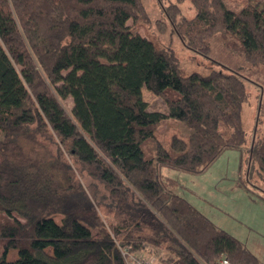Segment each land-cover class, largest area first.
<instances>
[{
  "label": "trees",
  "instance_id": "trees-1",
  "mask_svg": "<svg viewBox=\"0 0 264 264\" xmlns=\"http://www.w3.org/2000/svg\"><path fill=\"white\" fill-rule=\"evenodd\" d=\"M156 1L163 28L221 69L187 72L173 47L136 30L145 0H0V264H128L124 248L161 250L163 264H264L162 172L201 174L243 149L264 181V8L191 0L187 17L185 0ZM247 81L261 90L249 146ZM143 85L167 111L149 109ZM68 97L71 113L60 100ZM169 117L189 134L159 140ZM72 158L108 191L109 227Z\"/></svg>",
  "mask_w": 264,
  "mask_h": 264
},
{
  "label": "rangeland",
  "instance_id": "rangeland-1",
  "mask_svg": "<svg viewBox=\"0 0 264 264\" xmlns=\"http://www.w3.org/2000/svg\"><path fill=\"white\" fill-rule=\"evenodd\" d=\"M226 5L235 11L242 9L249 3L264 8V0H224ZM148 8V17L135 24L136 30L142 35L151 37L158 46L173 47L177 52L180 65L187 72H208L210 69L222 67L204 55L187 48L177 34L163 28L158 21L162 16L161 7L156 0H145ZM183 14L192 17L196 8L191 0L181 3ZM133 24V20L128 22ZM249 98L243 106V122L247 131V145L251 143L258 106L260 103V86L247 81ZM143 98L148 101L150 110L167 111L163 99L146 85L142 87ZM68 113H71L73 100L71 97L61 99ZM259 133H264V114L260 116ZM189 128L176 118H165L157 126V138L168 141L172 134H189ZM3 133L0 130V139ZM146 148L153 147V142ZM75 173L86 190L95 198V204L104 225L116 221L114 209L111 205L108 191L97 179L80 168L78 163L71 159ZM248 154L244 150L231 149L223 152L208 170L201 174H192L186 171L164 167V176L176 180L171 187L175 192L187 198L195 207L209 216L220 228L242 240L264 263V181L256 169L249 168ZM4 214H0V221ZM61 214L53 215L57 222H61ZM6 218V217H5ZM96 233V229H93ZM4 249L0 241V256ZM158 262L165 252L151 248L147 251ZM18 255L16 249H10L7 259H14Z\"/></svg>",
  "mask_w": 264,
  "mask_h": 264
},
{
  "label": "built area",
  "instance_id": "built-area-1",
  "mask_svg": "<svg viewBox=\"0 0 264 264\" xmlns=\"http://www.w3.org/2000/svg\"><path fill=\"white\" fill-rule=\"evenodd\" d=\"M151 248H148L144 252L140 253H133L130 252L128 249L124 248L123 254L125 256V259L128 264H163L161 259H158V262H154L155 258L153 255H150L147 253ZM155 249V248H153ZM216 264H235L233 263L229 258L227 257H222L220 258Z\"/></svg>",
  "mask_w": 264,
  "mask_h": 264
}]
</instances>
